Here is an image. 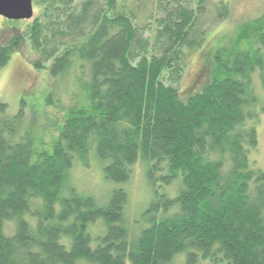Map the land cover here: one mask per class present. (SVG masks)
Segmentation results:
<instances>
[{
  "label": "trees",
  "instance_id": "16d2710c",
  "mask_svg": "<svg viewBox=\"0 0 264 264\" xmlns=\"http://www.w3.org/2000/svg\"><path fill=\"white\" fill-rule=\"evenodd\" d=\"M32 2L22 29L0 30V69L27 41L33 68L73 103L59 104L48 150L24 127V99L14 115L0 102V264H264V171L252 158L264 12L237 24L208 81L182 96L187 49L229 15L223 0ZM90 155L120 185L105 203L69 180ZM138 163L152 199L136 231L121 185Z\"/></svg>",
  "mask_w": 264,
  "mask_h": 264
},
{
  "label": "rangeland",
  "instance_id": "374dc122",
  "mask_svg": "<svg viewBox=\"0 0 264 264\" xmlns=\"http://www.w3.org/2000/svg\"><path fill=\"white\" fill-rule=\"evenodd\" d=\"M218 1L211 0V5L214 6ZM223 2L229 7V15L209 29L205 41L200 46L187 49V62L179 86L182 96H186L191 91V93L199 91L208 81L213 54L219 48L230 45L236 37L237 24L264 12V0H223ZM37 11V7L33 5L34 15ZM26 21L7 20L0 16V30L22 29ZM65 85L63 81L51 77L46 69L33 68L27 41L19 51L12 53L7 64L0 69V102L7 104V114L14 115L21 106V99H24V127L31 128L32 135L36 139V147L39 149L49 150L52 141L59 133V127L63 122L59 104L63 102L61 108H65L73 103L65 97L64 91L71 93L66 90ZM255 86L260 105L264 106V88L258 82H255ZM50 92L55 94L54 105L46 101ZM80 99L75 100L79 102ZM257 131L258 147L253 152L252 158L256 161V167L264 171V112L260 114ZM42 142L43 145H40ZM87 162V166L74 163L69 171V180L79 191H87L100 199V202H106L111 189L120 185L103 178L101 167L103 164L100 160L90 155ZM143 170V164L138 163L130 181L121 185L127 190L128 195L125 205L126 221L136 231L143 225L140 215L152 199L151 186L144 178ZM174 193L175 189L172 191L173 195ZM90 231L92 234L100 233L102 231L100 222L91 227Z\"/></svg>",
  "mask_w": 264,
  "mask_h": 264
},
{
  "label": "water",
  "instance_id": "95a60500",
  "mask_svg": "<svg viewBox=\"0 0 264 264\" xmlns=\"http://www.w3.org/2000/svg\"><path fill=\"white\" fill-rule=\"evenodd\" d=\"M0 16L7 20H30L33 18L32 0H0Z\"/></svg>",
  "mask_w": 264,
  "mask_h": 264
}]
</instances>
